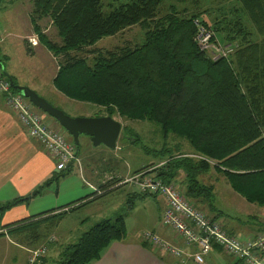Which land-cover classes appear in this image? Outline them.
Returning a JSON list of instances; mask_svg holds the SVG:
<instances>
[{
    "label": "trees",
    "instance_id": "16d2710c",
    "mask_svg": "<svg viewBox=\"0 0 264 264\" xmlns=\"http://www.w3.org/2000/svg\"><path fill=\"white\" fill-rule=\"evenodd\" d=\"M238 1L240 6L223 12L211 25L206 16L173 5L161 12L164 0H130L108 12L103 11L101 0H34L30 18L41 43L60 60L53 79L57 92L97 106L106 116L153 122L163 138L175 136L190 146L189 155L143 148L145 154L161 155L162 161L136 174L147 171L165 184L179 178L186 199L212 219H217L210 214L215 212L213 186L200 181L211 169L246 202L264 207V0ZM43 19L55 28L59 45L42 34L37 21ZM245 19L259 40H254ZM196 20L212 28L222 42H237L239 48L228 58L212 61L197 44ZM135 26L143 31L142 41L135 46L104 52L88 49ZM126 136L121 138L139 145L136 138ZM60 176L45 182L32 197ZM119 182L101 186L104 193L94 192L72 211L103 197L106 188ZM139 195H129L127 201ZM17 203L0 204V213ZM52 212L16 223L8 233L24 235L25 241L38 246L66 214ZM125 235L121 215L103 219L64 246L54 264L97 262L111 243L123 241ZM42 264H48L46 259Z\"/></svg>",
    "mask_w": 264,
    "mask_h": 264
},
{
    "label": "rangeland",
    "instance_id": "374dc122",
    "mask_svg": "<svg viewBox=\"0 0 264 264\" xmlns=\"http://www.w3.org/2000/svg\"><path fill=\"white\" fill-rule=\"evenodd\" d=\"M129 1L101 0L104 12H108ZM33 3L34 0L0 1V49L8 57L5 64L7 71L16 77L17 82L29 85V89L31 88L53 107L72 118L77 116L87 118L103 116L106 114L105 110L91 104L69 100L54 89L53 79L58 71L60 60L52 58V53L41 43L38 35L33 30L30 20L33 12ZM169 5H173L178 10L186 9L192 14L199 13L202 17L206 16L211 25L215 19L221 18L223 12L228 13L234 6H240V3L238 0H184L181 2L164 0L161 12H164ZM245 24L254 33V40H258L253 26L246 19ZM37 25L48 40L58 45L61 43V39L48 19L37 21ZM142 39L143 31L139 26H135L116 36L103 38L88 49L102 52L110 51L118 47L135 46ZM217 39L222 44H230L222 42L219 37ZM0 62H3L1 56ZM43 117L50 121L53 119L45 114L42 115ZM112 118L121 123V131L115 149H109L104 145L94 146L85 135L79 136V143L74 147L89 166L98 164L101 167L108 166V168L113 166V181L122 182L132 177L143 167L159 164L162 161L161 155L145 154L143 148L150 149L154 153L165 150L167 153L172 152L173 155H189L191 153L190 146L185 141L171 135L163 138L160 127L153 122L147 120H125L117 115L112 116ZM60 129L62 128L60 127ZM65 134V137L68 138L67 140L70 141L69 135ZM122 134H126L128 139L136 138L139 141V145L134 146L125 138L122 139ZM108 171L109 169H107ZM100 174H102V171ZM200 181L205 185L213 186L215 212L210 214L212 216L217 215V220L221 223L247 220L248 217L255 215V212L259 209L258 206L247 203L241 196L233 192L226 179L213 169L201 175ZM119 183L117 184L118 186L122 185ZM175 183L179 185L181 190L183 189L179 178L176 179ZM88 186L89 184L86 187L88 188ZM134 188L136 187L126 183L105 194L92 205L65 214L59 225L51 229L50 233L57 235L60 244H72L102 219L121 215L126 234L124 240L130 241V239H133L138 241L147 233L156 236L166 233L174 240L175 237L172 231L164 227L161 222V213L164 209L163 198L139 195L129 198L127 201L129 194H136ZM55 189L56 187L53 186L48 190L51 192ZM182 191L184 193V189ZM62 193L63 190H61V195ZM138 194L140 193L138 192ZM40 201L36 199L32 204L33 207L36 205L33 209V212H36L35 215L49 210L47 205L42 206V204H39ZM127 205L132 206V208L127 209ZM23 237L24 235L17 236L12 233L0 235V264L27 263V252L18 244L24 240ZM231 259H235L234 255ZM219 264H226V260L223 258Z\"/></svg>",
    "mask_w": 264,
    "mask_h": 264
},
{
    "label": "crops",
    "instance_id": "0c3cea01",
    "mask_svg": "<svg viewBox=\"0 0 264 264\" xmlns=\"http://www.w3.org/2000/svg\"><path fill=\"white\" fill-rule=\"evenodd\" d=\"M45 31H47V29H45ZM257 39H260L258 35ZM0 56L3 59L0 65L3 67L6 76L11 78L16 85L28 87L29 85L27 84L17 82L16 77L7 71L5 64L8 57L1 49ZM52 58L55 60L53 56ZM103 116L106 115L104 114ZM52 120L50 121L43 117L44 123L49 128L63 131L60 129L58 123ZM76 156L80 164L70 165L67 170L68 173L65 176H60L61 173L56 171L53 159L50 158L37 141L31 139L27 135L16 119V116L4 105L3 98L0 95V204L19 202L9 210L0 213V235H5V233L9 235L8 230L15 227L14 224L28 221L29 218L36 216V212H33L36 205H34V207L32 205L36 199L39 201L41 200L39 204H42V206L47 205V207H49V210H46L44 213L54 211L51 214H57L60 211L66 213L68 209V211L74 212L90 206L95 201L72 211L73 208H77L82 203L89 201L94 192H97V194L104 193L100 190V187L113 182V166L109 168L108 166L101 167L99 164L89 166L85 163L84 158L80 157L77 149ZM192 156L197 157V155ZM107 169H109L108 172ZM101 171L102 174H100ZM54 176L60 177L52 182L50 186L44 188L38 196L32 197L34 191L40 188L45 182L53 179ZM86 183L89 184L88 188L86 187ZM53 186H55L56 189L50 192L48 189ZM117 186L118 185L113 187L112 185L106 188L107 193L115 190ZM177 186L183 194L178 184ZM134 189L137 194L139 192L138 189ZM61 190H63L62 195ZM202 212L207 215L206 211ZM207 217L211 218L209 215H207ZM263 218L264 207H259L255 215L248 217L247 220H235L234 223H221L217 219L213 220H217L226 231L231 233L232 236L236 237L238 240H246L253 239L256 235L264 233ZM48 235L53 236L55 242L48 245L46 261L48 264H54L58 259L59 251L69 244H60L57 235L54 233ZM160 236V238L163 237L162 239L170 244L184 248L180 240L175 238L173 240L172 237L166 233ZM18 244L21 245L25 251L37 245L27 240L20 241ZM141 244H144L142 239L138 241L130 239V241L123 240L121 242H113L106 249L101 259L92 264H175L173 258L160 251L158 248H154L146 242L145 247L141 246ZM183 250L191 253L195 251L192 247H186ZM204 258V264H219L223 258L226 260V264H244L238 259L232 260L230 256L223 253L218 247H215L214 251ZM185 264H193V262L187 259Z\"/></svg>",
    "mask_w": 264,
    "mask_h": 264
},
{
    "label": "built area",
    "instance_id": "2783aa9c",
    "mask_svg": "<svg viewBox=\"0 0 264 264\" xmlns=\"http://www.w3.org/2000/svg\"><path fill=\"white\" fill-rule=\"evenodd\" d=\"M196 25V40L199 48L210 54L214 60L228 58L239 48L237 43L222 44L214 31L201 24ZM0 95L4 105L16 116L27 135L37 141L43 150L53 159L58 172L65 171L72 164L79 165L73 143L65 137L61 130L49 128L43 121L41 113L22 95L15 92L0 67ZM193 157V156H192ZM135 186L142 195L163 198L164 209L161 213L162 225L172 231L183 247H192L193 253L184 251L163 240L159 236L144 234L142 241L168 254L175 264H185L190 259L195 264H204L203 258L218 247L226 255L242 261L244 264H264V233L253 239L238 240L229 235L224 227L201 210L194 207L179 190L176 183L165 184L146 172L134 174L123 181ZM122 182V183H123ZM264 222V218L262 220ZM55 238L48 237L35 248L27 249L26 264H42L45 260L48 245Z\"/></svg>",
    "mask_w": 264,
    "mask_h": 264
},
{
    "label": "water",
    "instance_id": "95a60500",
    "mask_svg": "<svg viewBox=\"0 0 264 264\" xmlns=\"http://www.w3.org/2000/svg\"><path fill=\"white\" fill-rule=\"evenodd\" d=\"M7 79L12 89L26 98L37 110L53 118L71 137L75 145L79 143V136L85 135L94 146L104 145L109 149H115L121 131L119 121L114 120L111 116L72 118L53 107L33 90L16 85L8 76Z\"/></svg>",
    "mask_w": 264,
    "mask_h": 264
},
{
    "label": "bare ground",
    "instance_id": "6f19581e",
    "mask_svg": "<svg viewBox=\"0 0 264 264\" xmlns=\"http://www.w3.org/2000/svg\"><path fill=\"white\" fill-rule=\"evenodd\" d=\"M196 41H197V40H196ZM207 55H208V57H209L212 61H217V60H219V59H221V58H226V57H220L219 59L214 60L210 54H207Z\"/></svg>",
    "mask_w": 264,
    "mask_h": 264
}]
</instances>
